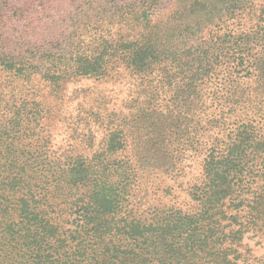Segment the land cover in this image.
<instances>
[{"label": "trees", "instance_id": "obj_1", "mask_svg": "<svg viewBox=\"0 0 264 264\" xmlns=\"http://www.w3.org/2000/svg\"><path fill=\"white\" fill-rule=\"evenodd\" d=\"M14 6L0 5V264H264L246 242L252 233L264 232V137L258 136L264 122V51L251 54L254 40L241 37L249 34L235 38L233 57L237 67H250L242 72L254 76L258 92L250 112L236 114L246 120L234 136L205 158L204 180L195 194L200 210L143 215L128 203L129 181L92 180L82 157H67L58 167L34 144L48 114L34 84L58 90L78 78L103 77L117 57L127 69L147 75L170 56L161 59L151 36L115 46L105 38L102 52L92 57L63 53L55 27L42 22L49 18V5H41L40 19L30 13L33 7ZM117 14L124 22L122 12ZM146 23L142 30L150 27ZM41 25L49 32L44 45L37 41L45 40ZM163 47L169 55L171 47ZM225 51L220 64L228 57ZM111 136L99 163L126 149L121 131ZM120 168L129 177L130 171Z\"/></svg>", "mask_w": 264, "mask_h": 264}, {"label": "rangeland", "instance_id": "obj_2", "mask_svg": "<svg viewBox=\"0 0 264 264\" xmlns=\"http://www.w3.org/2000/svg\"><path fill=\"white\" fill-rule=\"evenodd\" d=\"M0 5L33 7L30 13L39 19V10L49 5V18L42 22L45 28L48 22L55 27L63 53L96 56L105 38L114 46L147 36L155 40L161 59L170 58L150 74L132 72L117 57L103 77L78 78L58 90L35 82L34 92L48 114L34 144L58 167L65 166L67 157H82L92 180L129 181L128 203L138 214L200 210L195 194L204 180L205 158L234 136L246 120L236 114L250 112L258 92L254 76L235 65L232 48L235 38L247 33L250 37H241L254 40L251 54L263 55L264 42L257 45V39L264 40V0H0ZM238 8L241 14L231 16ZM146 22L150 27L142 30ZM45 28L38 29L45 39L37 40L40 45L47 44ZM165 45L173 53L164 55ZM222 49L228 57L220 64ZM262 123L259 137H264ZM116 130L126 149L99 163ZM104 166L111 171L101 175ZM120 166L130 171L129 177H123ZM250 237L246 242L253 258H264V232Z\"/></svg>", "mask_w": 264, "mask_h": 264}]
</instances>
